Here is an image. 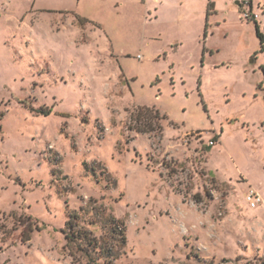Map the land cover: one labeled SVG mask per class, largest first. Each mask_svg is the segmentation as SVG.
<instances>
[{
    "label": "rangeland",
    "instance_id": "obj_1",
    "mask_svg": "<svg viewBox=\"0 0 264 264\" xmlns=\"http://www.w3.org/2000/svg\"><path fill=\"white\" fill-rule=\"evenodd\" d=\"M215 1L205 38L212 0H0V264H73L90 201L125 223L116 264H264V52Z\"/></svg>",
    "mask_w": 264,
    "mask_h": 264
},
{
    "label": "trees",
    "instance_id": "obj_2",
    "mask_svg": "<svg viewBox=\"0 0 264 264\" xmlns=\"http://www.w3.org/2000/svg\"><path fill=\"white\" fill-rule=\"evenodd\" d=\"M213 11V4L208 7V17ZM207 17V19H208ZM78 21L83 26L88 21L78 17ZM257 24V21H254ZM257 37L260 40L261 51L264 52V34L259 25H256ZM208 21L205 29V38L208 36ZM260 88H263L261 85ZM264 90V88H263ZM41 114L49 115V109H41ZM161 113L152 108L143 107L136 109L131 113L130 129L139 133L152 135L162 132ZM199 201V200H197ZM90 201L86 206L81 207L79 211H73L65 224L63 233L66 239V249L72 250L71 257L73 264H83L80 258L86 260V264H116L123 255L127 244L126 226L124 221L117 220L103 206L93 205ZM102 230L100 237L96 232Z\"/></svg>",
    "mask_w": 264,
    "mask_h": 264
},
{
    "label": "built area",
    "instance_id": "obj_3",
    "mask_svg": "<svg viewBox=\"0 0 264 264\" xmlns=\"http://www.w3.org/2000/svg\"><path fill=\"white\" fill-rule=\"evenodd\" d=\"M240 5L243 8V17L248 21H258L259 15L257 13H254L251 9L252 0H239ZM215 142L211 141V145H213ZM247 202L250 205L252 209H256L259 206L263 205V197L262 195L255 189H252L249 191V193L246 196Z\"/></svg>",
    "mask_w": 264,
    "mask_h": 264
},
{
    "label": "crops",
    "instance_id": "obj_4",
    "mask_svg": "<svg viewBox=\"0 0 264 264\" xmlns=\"http://www.w3.org/2000/svg\"><path fill=\"white\" fill-rule=\"evenodd\" d=\"M234 2H235V4L236 5H238L239 7H240V4H239V0H234ZM212 4H213V13H218L219 12V10H218V8H217V2L215 1V0H212ZM256 4H258V5H262L261 4V0H252V6H251V9H252V11L254 12V13H257L258 15H259V13L255 10V6H256ZM209 7V6H208ZM202 15V14H201ZM260 20V15H259V19H258V21ZM207 21H208V23H209V17H208V19H207ZM257 21V24L259 25V22ZM256 24V25H257ZM259 27H260V30H261V26L259 25ZM262 32V31H261ZM263 33V32H262ZM264 34V33H263ZM206 50V49H205ZM262 86H264V84L262 83L261 84ZM264 88V87H263ZM262 88V89H263ZM219 141H220V138H219Z\"/></svg>",
    "mask_w": 264,
    "mask_h": 264
},
{
    "label": "flooded vegetation",
    "instance_id": "obj_5",
    "mask_svg": "<svg viewBox=\"0 0 264 264\" xmlns=\"http://www.w3.org/2000/svg\"><path fill=\"white\" fill-rule=\"evenodd\" d=\"M239 4H240V1H239ZM252 6V5H251ZM240 7H241V5H240Z\"/></svg>",
    "mask_w": 264,
    "mask_h": 264
}]
</instances>
